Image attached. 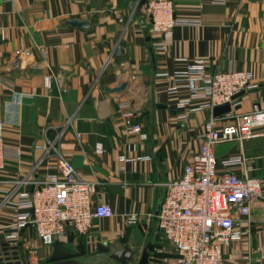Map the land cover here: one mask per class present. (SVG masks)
<instances>
[{"label": "crops", "instance_id": "crops-1", "mask_svg": "<svg viewBox=\"0 0 264 264\" xmlns=\"http://www.w3.org/2000/svg\"><path fill=\"white\" fill-rule=\"evenodd\" d=\"M173 4L177 18L200 25L176 26L174 42L159 51L146 0H0V118L5 144L21 151L19 158H6L0 170L1 256L23 255L30 246L37 249L40 264H49L54 245H45L34 227L23 229L15 246L5 240L12 209L4 203L17 187L14 202L31 196L39 182L55 174L59 152L71 154L78 174L95 182L93 204L109 203L116 213L93 220L85 236L69 230L59 237L55 244L64 252L84 258L91 236L103 237L111 250L127 244L138 256L146 248L148 253L173 252L156 213L165 185L183 174L199 150L204 123L215 116L208 108L189 111L204 100L179 107L188 90L169 95L172 82L161 74L184 71L199 59L210 72L251 71L255 88L215 118L232 124L255 104L264 108V0ZM76 19L89 22L90 29L69 24ZM48 74L53 75L51 88L45 86ZM123 83L124 90L112 91ZM118 100L130 103L124 110L135 112L147 138L125 131ZM216 155L220 161L242 155V165H219V172L259 179L263 189L250 216L238 218L246 234L222 247L224 262L264 264V125L249 139L217 145ZM130 216L137 221L129 223ZM103 255L89 257L100 262ZM153 264L178 262L167 258Z\"/></svg>", "mask_w": 264, "mask_h": 264}, {"label": "built area", "instance_id": "built-area-1", "mask_svg": "<svg viewBox=\"0 0 264 264\" xmlns=\"http://www.w3.org/2000/svg\"><path fill=\"white\" fill-rule=\"evenodd\" d=\"M213 2L224 4L226 0ZM146 7L152 32L159 36L155 42V48L159 51L174 42L176 26L200 25V22L194 20L177 18L173 0H146ZM261 52L264 69V46ZM161 75L169 77L172 82L168 88L169 95L178 96L181 90H188V96L179 100V107L188 108L194 100H204L199 107L189 109L190 112L205 108L213 110L225 103L236 105L233 99L236 94L255 88L253 72H210L202 59L189 63L184 71ZM52 78V74L45 76V86L48 88H51ZM117 104V113L123 119L125 131L130 135L147 138L142 124L135 120V112L132 109L124 110L129 108L130 103L118 100ZM186 118L187 115L181 116L183 120ZM260 125H264V108L258 104L251 111L235 117L232 124L223 125L219 118L212 117L204 123L198 136L200 147L193 160L185 166L180 177L165 185L157 219L172 253L180 256L178 264H225L222 247L246 234L237 221L239 217H249L252 205L262 198V183L259 179L219 172V165L239 166L245 162V158L237 155L220 161L216 147L221 143L249 139ZM77 137L80 138V135ZM96 152H103L101 144L97 146ZM20 156V150L5 144L4 123L0 118V170L5 167L6 158ZM56 167L57 172L39 182L31 196L24 194L21 201H11L18 187L8 195L4 204L12 211L9 216L10 231L5 235V240L14 246L20 240L21 231L29 226L34 227L45 245L53 246L69 230L85 236L93 220L113 218L116 215L109 203L93 204L96 184L84 180L78 174L71 161V154L59 152ZM127 221L132 224L137 218L130 216ZM155 252L165 251L155 249ZM9 256L7 260L0 255V264H40L34 247H27L23 255L9 253Z\"/></svg>", "mask_w": 264, "mask_h": 264}, {"label": "water", "instance_id": "water-1", "mask_svg": "<svg viewBox=\"0 0 264 264\" xmlns=\"http://www.w3.org/2000/svg\"><path fill=\"white\" fill-rule=\"evenodd\" d=\"M69 24L72 25L73 27L79 29H86V30L90 29L91 27L89 22L77 20V19L69 21ZM126 86L127 84L123 83L121 86L117 87L115 90L112 91L114 92L122 91L126 88ZM244 93H245L244 91L239 92L233 97V99L242 96ZM230 111H231L230 103H225L216 106L213 109L215 117L227 114ZM159 210L160 207L156 213V218L159 213ZM86 243H87L86 244L87 250H86V254H84L85 257H89L96 253H105V255L108 256V260H101L100 262L95 264H111L112 262L114 264H133L136 261L137 264H144L146 261H148L147 264H151L152 262H158L160 261V259H164V258H173V259L180 258L178 254L170 253V252L148 253L147 248L142 252L140 256H138L137 252L131 249L130 246L127 244L118 250H111L107 245L106 240L101 236H91L90 238L86 239ZM4 257L7 260L10 259L9 252H6ZM49 261H50L49 264H90L88 262L82 261L81 257L76 256L74 252H64L62 250L60 243L54 244L53 251L49 258Z\"/></svg>", "mask_w": 264, "mask_h": 264}, {"label": "rangeland", "instance_id": "rangeland-1", "mask_svg": "<svg viewBox=\"0 0 264 264\" xmlns=\"http://www.w3.org/2000/svg\"><path fill=\"white\" fill-rule=\"evenodd\" d=\"M102 257H104V260H108V256L107 255H103ZM82 261L88 262V263H92V264H95V263L98 262L96 259L95 260L91 259V257H88V258L84 257V258H82ZM111 264H114V263L112 262Z\"/></svg>", "mask_w": 264, "mask_h": 264}, {"label": "flooded vegetation", "instance_id": "flooded-vegetation-1", "mask_svg": "<svg viewBox=\"0 0 264 264\" xmlns=\"http://www.w3.org/2000/svg\"><path fill=\"white\" fill-rule=\"evenodd\" d=\"M86 241V240H85ZM84 240H83V242H85ZM86 243V242H85ZM87 246V245H86ZM87 250V249H86ZM105 254V253H104ZM146 261V260H145ZM147 263V261L144 263V264H146Z\"/></svg>", "mask_w": 264, "mask_h": 264}]
</instances>
